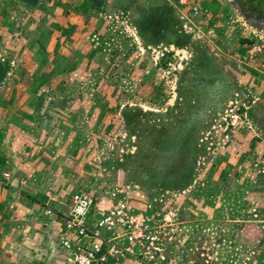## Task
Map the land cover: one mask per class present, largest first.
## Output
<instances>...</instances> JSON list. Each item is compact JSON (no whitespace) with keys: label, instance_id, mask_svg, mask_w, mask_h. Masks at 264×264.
Instances as JSON below:
<instances>
[{"label":"rangeland","instance_id":"374dc122","mask_svg":"<svg viewBox=\"0 0 264 264\" xmlns=\"http://www.w3.org/2000/svg\"><path fill=\"white\" fill-rule=\"evenodd\" d=\"M248 1L207 0L195 16L171 0H0L2 186L17 201L24 165L39 197H126L162 251L109 264H264V95L245 89L264 73V49L250 57L264 9ZM50 204L7 224L61 230L58 247Z\"/></svg>","mask_w":264,"mask_h":264},{"label":"built area","instance_id":"2783aa9c","mask_svg":"<svg viewBox=\"0 0 264 264\" xmlns=\"http://www.w3.org/2000/svg\"><path fill=\"white\" fill-rule=\"evenodd\" d=\"M171 1L190 8L195 16L204 12L197 0ZM263 49L264 45L256 43L250 57L262 53ZM245 89L253 98V103H256L264 95V76L260 82L255 79L248 81ZM236 108L238 107L233 108L227 116L234 129L244 122ZM3 183L0 179V187ZM116 197L117 194L112 192L111 199L114 200ZM137 213V210L127 202L126 197L106 207L105 201L97 202L88 193H74L62 217L64 233L60 236L59 245L65 259L73 261L74 264H109L111 257H115L117 253L135 254L144 248L162 251L160 247H156L159 241L156 230L151 229V217L141 212ZM120 238L122 242L127 240L128 245L120 246ZM161 257L165 258L164 255Z\"/></svg>","mask_w":264,"mask_h":264},{"label":"crops","instance_id":"0c3cea01","mask_svg":"<svg viewBox=\"0 0 264 264\" xmlns=\"http://www.w3.org/2000/svg\"><path fill=\"white\" fill-rule=\"evenodd\" d=\"M197 1L201 5H204V2L208 3L207 0ZM263 76L264 73H260L258 77H253L252 79L255 78L256 81L260 82ZM32 171V168H27L24 165L20 166L21 175L19 176L20 178L22 177L21 182L19 178L13 180L14 184L18 185V189L22 190L17 201L11 197L7 188L4 186L0 187V256L3 255L0 259V264H62L61 262H64L63 250L60 245L58 247L55 245V239H57L61 230L49 233L46 229V232L43 233L44 231L41 229L37 231L29 228L21 232V230H16L17 228L19 229V226L10 228L7 224L9 219L14 218V213L19 214V218H26L27 220L38 219L41 213V204H49V201L53 204H50L51 207L48 208V206L47 208H53V212L61 214V216L65 214L70 204L71 196L68 200V198L66 199L59 194V191H57V194L54 193L52 188L46 189L42 197L37 196L35 194L38 193L37 188L41 187L36 182V178L31 176ZM23 180H26V182ZM47 208L45 212H47ZM48 214L41 220L48 219V222L53 223L51 216ZM204 221L209 224H215L213 226L214 232L218 231L217 224L219 220L208 218L204 219ZM62 228L64 229L63 224ZM56 233L58 234L55 235Z\"/></svg>","mask_w":264,"mask_h":264},{"label":"trees","instance_id":"16d2710c","mask_svg":"<svg viewBox=\"0 0 264 264\" xmlns=\"http://www.w3.org/2000/svg\"><path fill=\"white\" fill-rule=\"evenodd\" d=\"M252 1H257L259 4L258 6L264 9V0H249L248 2L251 3Z\"/></svg>","mask_w":264,"mask_h":264}]
</instances>
